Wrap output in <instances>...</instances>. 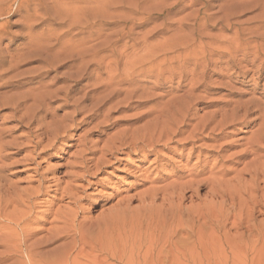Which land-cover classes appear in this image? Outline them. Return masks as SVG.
<instances>
[{
  "label": "rangeland",
  "instance_id": "1",
  "mask_svg": "<svg viewBox=\"0 0 264 264\" xmlns=\"http://www.w3.org/2000/svg\"><path fill=\"white\" fill-rule=\"evenodd\" d=\"M0 9V26L5 30L0 50L7 61L27 38L39 48H51L52 59L62 54L89 57L98 46V57L121 59L119 70L148 58L142 71L135 65V73L142 76L129 87L144 89L146 98H134L132 107L120 105L105 115L107 105L93 119L81 112L52 148L44 144L35 148L31 143L42 141L41 123L36 124L31 137L17 140L21 146L3 152L9 156L4 160L9 182L19 189L40 184L43 196L31 218L35 238L59 226L50 224L55 216L61 214L67 221L66 239L44 249L53 252L39 264H264V151L262 157L249 154L251 124L216 127L233 118L225 112L231 108L230 100L261 99L264 78L253 76L257 66L237 63L241 72H250L237 69L239 74L228 83L227 74L233 70L228 71L225 57L209 68L205 87L193 94L198 100H184L183 93L169 92L167 73L161 75L165 78L156 77L168 66V58L190 50L185 47L193 41H232L238 33L247 40L264 33V0H0ZM160 58L166 60L157 71L151 77L143 75L150 59ZM34 65L25 63L16 72ZM53 76L44 79V84L53 85L51 89L60 85ZM174 80L177 86L178 77ZM91 85L82 82L74 99L83 97ZM183 100L194 107V117L173 141L163 138L137 150L123 146L112 159L105 156L109 148L120 146L116 138L133 142L135 129L155 119L166 121L168 114L162 110ZM58 105L52 106L56 117L72 111ZM235 119V123L242 119L241 114ZM205 124L200 137L185 141L193 129ZM25 133L19 130L13 136ZM65 193L70 198L62 200ZM20 261L27 264L25 258Z\"/></svg>",
  "mask_w": 264,
  "mask_h": 264
},
{
  "label": "bare ground",
  "instance_id": "2",
  "mask_svg": "<svg viewBox=\"0 0 264 264\" xmlns=\"http://www.w3.org/2000/svg\"><path fill=\"white\" fill-rule=\"evenodd\" d=\"M2 14L3 10L0 9V16ZM14 14L17 13L15 12ZM221 30H226V28L222 26ZM4 34V25H2L0 26V38ZM240 36L241 33H238L236 36L237 38L232 41H222L223 38L221 37V41L213 40L208 43L205 42V44H195L193 41V44L188 47L183 45L185 49L188 48L190 50L183 51L182 54L180 53L176 58H168V61L171 63H168L165 70L162 69L164 70L163 72H161L162 70L159 71L160 73L156 72V77L162 79L165 75L161 76L162 73H167L168 77L166 76V82L170 84L169 92H172L173 89H175L177 92L183 93L182 97L184 100H198V96L194 97L193 94H195L203 84L205 87L204 80L207 74H210L208 73L209 68L225 57L228 58V71L230 72V70H233V73L227 74L228 83L232 82L234 74L242 72L248 74L250 72V70L247 69L246 71L241 72L242 68L239 70L237 67V65H240L241 63L250 67L257 66L256 72L253 76H256L258 80L263 79L264 33L256 38H249L247 40L240 38ZM231 38L234 37L232 36ZM33 41L29 38H27V41H23L19 45L21 47L14 57H10V60L8 61L6 60V57L1 54L2 51L0 50V264H19L21 263V258H25L27 264H36L37 261L40 262L39 260H42L45 256L46 259L48 257L47 255L53 252L44 251V249H48V247L54 242L63 241L67 237L65 229L67 221L61 214L55 217L52 214L54 218L50 224L59 226H55V230L54 228L46 229L47 235L35 238L38 233L31 228V218L35 213L34 209L40 203L37 200H40V197L43 196L41 195L40 184L33 189H19L15 184L9 182L8 175L5 174L7 166L4 163V160L9 156L3 155V152L21 146L17 140L21 137H31L33 134L32 127L36 124L41 123V125H38V131H40L42 141H31V143H34L35 148L41 144H44L45 148H52L61 140V138L69 133V129L75 121V117L81 112H88L90 118L93 119L99 117L107 105H109V107L106 109L105 115H108L109 112L120 105H125L124 108L132 107L135 101L131 102V100L134 98L138 100L146 98L144 89H139L137 87L130 89L129 87L133 85L136 86L139 82V77L142 76L135 73V65H139V68H143V65H145L143 62L147 61L148 58L144 61L138 60V62L135 60V63L130 62V64H127V67L129 66L128 68L126 67L127 69L124 68L119 70V68L121 69V67H119L121 59L119 60L116 56L114 59H111L108 56L111 60L106 61L108 59L105 60L106 56H104V58L103 56L102 58L98 57L97 55L99 54L97 49L100 48L99 46V48H95L96 52L92 51L89 57L88 55L84 57L79 54V57L76 56V58L75 56H64L62 54L57 56V58L55 57L56 59H52L49 55L51 48H47L46 46L45 48L47 49L39 48V46L34 45L35 42L33 43ZM88 49L91 51L94 48ZM111 49L113 48L110 47V50ZM179 49L180 48H178V50ZM171 51V53L174 52L173 50ZM86 52L84 51V53ZM111 52L114 53L113 50ZM73 53L75 54V52ZM121 56L123 57L122 54ZM181 56H183V58H180ZM192 56L195 57L192 59ZM156 58L157 57H155V59ZM126 60H123L122 58V61H124L123 63H127ZM150 60L151 61L148 62L149 66H146L147 69L144 67L143 71V75L146 74L149 77L154 74L153 71L156 67H160V62L165 61L166 59L163 58L158 61ZM176 62L178 66L174 67L173 65ZM25 63L35 65L30 70L16 72L17 69ZM186 64H190L191 68L187 69L188 66L185 67ZM5 66L8 67L4 69ZM237 69L239 70V73H236L235 70ZM73 70L75 71L73 72ZM137 70L138 72L140 71L139 69ZM155 71L157 70L155 69ZM51 73H54L52 78L53 81L56 84H60L55 89H51V86L53 85L44 84L45 77ZM177 77V82L179 81V83L177 86H174V79ZM84 81L92 82V85L90 86L91 89L83 95V97L74 99L73 94L78 91V87ZM163 86L162 88H164ZM24 88L26 89L21 91ZM184 89H187V91ZM121 95L123 97L116 100V98ZM238 97L240 98V95ZM184 100L177 101L179 104L176 107L171 105L166 110H162V112L171 115L173 118L178 116L177 119H170L169 116L166 115V121L155 119L151 122L145 123L140 128L134 130L135 132L132 134L133 142L126 144L125 140L123 141L116 138L117 141L119 140L118 143L120 146H112L106 151L105 156L112 159L116 153L122 151L123 146L130 147L131 150H137L138 148L145 147L147 143H159L163 138H165L166 142L173 141L176 135L184 132L183 130L188 127L191 118L194 117L192 116L195 111L194 107L189 106L190 103L187 101V104ZM86 102H89V105H84ZM54 103H59L57 108L70 107L72 108V111L68 114L65 113L60 117H56V108L52 107ZM228 105L231 106V108L229 111L225 112H231L233 118L228 122L221 121L216 127L224 129L225 127H232L235 125L251 124L250 129L253 131L251 132L250 137L251 151L249 154L262 157V151H264V91L261 94V99L255 100L253 97L246 100L232 99L228 102ZM255 113L259 114L258 117L247 121V119ZM237 114H241L242 119H239V121L235 123V117ZM214 115L217 114L215 113ZM46 118H50V121L45 122ZM173 120L174 122H171ZM9 123L15 125L13 127H7L6 125ZM176 124H178V127H176V130H173V126H176ZM207 125L208 124L202 125L199 129L192 128L193 130L191 129L192 131H189L190 133L188 137L185 138V141L193 140L194 138H197V136L200 137L202 133H204ZM19 130H25L26 133L23 136H13V134ZM65 198H70V195L66 193L63 194L61 199L63 200ZM56 214L57 213H55V215ZM61 247L62 245H59L54 251Z\"/></svg>",
  "mask_w": 264,
  "mask_h": 264
}]
</instances>
